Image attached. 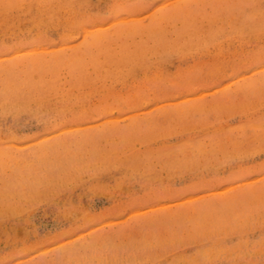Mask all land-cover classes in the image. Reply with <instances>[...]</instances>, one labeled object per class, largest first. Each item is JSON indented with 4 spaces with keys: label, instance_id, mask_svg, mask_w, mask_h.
<instances>
[{
    "label": "rangeland",
    "instance_id": "rangeland-1",
    "mask_svg": "<svg viewBox=\"0 0 264 264\" xmlns=\"http://www.w3.org/2000/svg\"><path fill=\"white\" fill-rule=\"evenodd\" d=\"M0 0V264H264V0Z\"/></svg>",
    "mask_w": 264,
    "mask_h": 264
},
{
    "label": "bare ground",
    "instance_id": "bare-ground-1",
    "mask_svg": "<svg viewBox=\"0 0 264 264\" xmlns=\"http://www.w3.org/2000/svg\"><path fill=\"white\" fill-rule=\"evenodd\" d=\"M40 3H43L42 6H46V2H44V0H41Z\"/></svg>",
    "mask_w": 264,
    "mask_h": 264
}]
</instances>
